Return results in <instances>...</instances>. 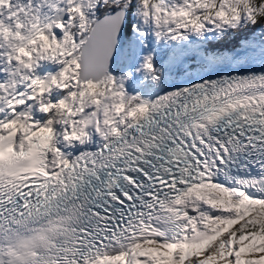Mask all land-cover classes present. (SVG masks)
<instances>
[{"label":"snow or ice","instance_id":"snow-or-ice-1","mask_svg":"<svg viewBox=\"0 0 264 264\" xmlns=\"http://www.w3.org/2000/svg\"><path fill=\"white\" fill-rule=\"evenodd\" d=\"M0 264H264V0H0Z\"/></svg>","mask_w":264,"mask_h":264}]
</instances>
